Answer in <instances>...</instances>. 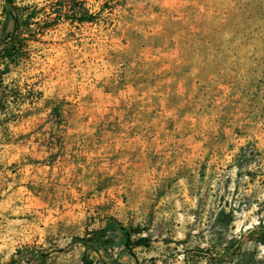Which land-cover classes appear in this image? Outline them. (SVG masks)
Instances as JSON below:
<instances>
[{
  "label": "rangeland",
  "instance_id": "374dc122",
  "mask_svg": "<svg viewBox=\"0 0 264 264\" xmlns=\"http://www.w3.org/2000/svg\"><path fill=\"white\" fill-rule=\"evenodd\" d=\"M16 2L0 264H264V0Z\"/></svg>",
  "mask_w": 264,
  "mask_h": 264
},
{
  "label": "trees",
  "instance_id": "16d2710c",
  "mask_svg": "<svg viewBox=\"0 0 264 264\" xmlns=\"http://www.w3.org/2000/svg\"><path fill=\"white\" fill-rule=\"evenodd\" d=\"M62 2L68 4L70 9L73 8L72 14L63 15L60 19L55 18V22L62 19L78 23L91 22L93 20V17L88 14L84 7H78L79 0H62ZM5 3L4 16L14 22V30L6 33L3 40H0V90L7 88L4 77L9 73L10 65H18L24 58L25 50L29 42L28 38H24V36L27 35L28 30L34 22H39L42 19L36 9L18 7L16 0H5ZM3 66L4 68L2 69ZM19 96L20 93L15 96L5 97L1 103L4 107H7L12 101L20 100L21 97ZM108 229L121 231L125 240V246L129 249L130 253H132L135 247L150 246L151 240L147 237L134 240L133 237L142 232L139 228L128 231L119 224L113 223L108 226ZM103 237L104 235L98 237V239H94L103 241ZM104 243H113V241ZM261 244L264 245V236L261 239ZM89 263L92 264L91 262Z\"/></svg>",
  "mask_w": 264,
  "mask_h": 264
}]
</instances>
